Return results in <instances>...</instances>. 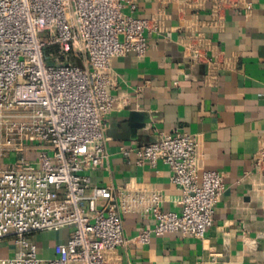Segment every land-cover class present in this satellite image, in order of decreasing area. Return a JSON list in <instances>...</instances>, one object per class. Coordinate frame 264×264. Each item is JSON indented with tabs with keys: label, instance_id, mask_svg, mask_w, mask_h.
<instances>
[{
	"label": "built area",
	"instance_id": "obj_1",
	"mask_svg": "<svg viewBox=\"0 0 264 264\" xmlns=\"http://www.w3.org/2000/svg\"><path fill=\"white\" fill-rule=\"evenodd\" d=\"M208 1L217 12L250 8L246 0ZM125 4L0 0V158L16 154L15 163H0V241L10 238L15 247L0 264H108V255L125 244L166 233L202 239L212 223L224 174L198 175V141L187 132L175 129L134 150L138 165H167L181 195L179 212L156 201L146 207L156 223L131 239L123 235L113 188L87 173L107 158L104 119L115 105L108 93L111 62L143 56L147 32L157 31L151 19L126 13ZM69 56L83 64L60 62ZM263 157L264 146L256 163ZM65 228L67 240L53 246L52 257H40L31 235Z\"/></svg>",
	"mask_w": 264,
	"mask_h": 264
},
{
	"label": "crops",
	"instance_id": "obj_2",
	"mask_svg": "<svg viewBox=\"0 0 264 264\" xmlns=\"http://www.w3.org/2000/svg\"><path fill=\"white\" fill-rule=\"evenodd\" d=\"M246 1L249 9L217 12L208 0H126L124 11L151 19L157 31L147 32L143 56L111 62L107 158L88 175L113 188L127 239L154 226L145 211L153 201L180 211L169 167L136 163L134 150L161 134L194 135L198 175L221 171L224 190L202 239L153 235L146 244L116 248L108 264H264V157L255 161L264 146V0ZM69 233L42 231L31 239L48 258ZM14 251L10 238L0 241V257Z\"/></svg>",
	"mask_w": 264,
	"mask_h": 264
},
{
	"label": "rangeland",
	"instance_id": "obj_3",
	"mask_svg": "<svg viewBox=\"0 0 264 264\" xmlns=\"http://www.w3.org/2000/svg\"><path fill=\"white\" fill-rule=\"evenodd\" d=\"M60 62H76L79 65L82 64L81 58H75L74 56H69L66 59L62 58V59H60ZM35 156H36V154L35 155L30 154L28 157L30 159H34ZM15 161H16V154L14 152L10 153V155L8 157L0 158L1 164H12V163H15Z\"/></svg>",
	"mask_w": 264,
	"mask_h": 264
},
{
	"label": "water",
	"instance_id": "obj_4",
	"mask_svg": "<svg viewBox=\"0 0 264 264\" xmlns=\"http://www.w3.org/2000/svg\"><path fill=\"white\" fill-rule=\"evenodd\" d=\"M134 115V114H133ZM134 117V116H133ZM136 117V116H135Z\"/></svg>",
	"mask_w": 264,
	"mask_h": 264
}]
</instances>
